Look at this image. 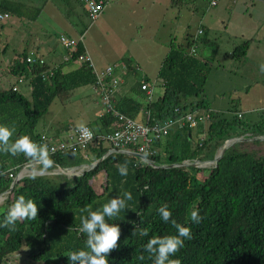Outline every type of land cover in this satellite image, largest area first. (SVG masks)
Wrapping results in <instances>:
<instances>
[{
  "label": "trees",
  "instance_id": "1",
  "mask_svg": "<svg viewBox=\"0 0 264 264\" xmlns=\"http://www.w3.org/2000/svg\"><path fill=\"white\" fill-rule=\"evenodd\" d=\"M16 6V0H0V13L19 16ZM2 27L0 23V30ZM194 45H197L194 38H187L185 46L172 43L156 77L153 80L142 77L131 94L122 95L115 102L118 112L134 120L141 112L143 119L137 121L149 126L163 127L166 121H178L187 114L203 117L195 127L171 125L165 133L151 136L143 155L158 167L118 151L100 160L110 149L101 137L117 126L110 113L97 119L92 128L94 138L86 147L51 154L55 163L43 175L31 174L42 166L23 154L14 157L0 153V195H6L0 204V221L19 195L33 199L38 207L37 219L18 222L17 231L0 228V264H69L67 252L86 247V236L77 230L81 225L80 209L89 205L93 210L100 209L111 198L122 197L125 191L131 192L132 200L127 201V210L109 221L119 226L120 237L118 247L107 256L108 264H152L143 246L153 235L176 234L171 223L163 222L157 212L162 204L169 206L172 219L190 227L193 234L171 258L180 259L182 264H264V147H260L264 141L237 143L216 164L203 168L163 167L211 160L230 138L264 135L263 113L247 120L236 111L227 117L213 108L205 92L212 60L200 58ZM248 45L249 41H245L235 47L233 55L244 56ZM193 47L195 53L190 52ZM83 54L79 42L68 62L77 61ZM27 56L23 50L14 57L10 72L16 80L8 89L0 88V124L16 128L13 139L28 135L38 143L43 133L58 139L62 137L60 129L35 130L39 119L56 98L64 99L80 87L93 86L95 77L86 62L64 72L61 66L52 68L46 60L43 65L38 64V59L35 64L28 63ZM125 64L127 71H132L127 61ZM20 80L28 88L29 98L21 89H12ZM143 83L161 90L151 102L141 90ZM75 129L74 123L67 125L64 133H74ZM127 150L138 152L135 145ZM125 161L128 172L122 176L116 165ZM94 162L96 165L84 169L81 175L53 173ZM24 165H29L25 168L28 174L4 193ZM96 176L101 177L99 188L95 187ZM194 209L203 217L199 224L190 220ZM141 228H149V235L140 236ZM135 229L136 234L132 235ZM141 254L145 256L143 261L137 259Z\"/></svg>",
  "mask_w": 264,
  "mask_h": 264
},
{
  "label": "rangeland",
  "instance_id": "2",
  "mask_svg": "<svg viewBox=\"0 0 264 264\" xmlns=\"http://www.w3.org/2000/svg\"><path fill=\"white\" fill-rule=\"evenodd\" d=\"M113 1L109 5L116 6V16L101 22L99 19L91 22L83 7L71 24L73 29L62 17L68 31L72 29L69 32L71 38L81 39V44L86 47L97 66L113 64V60H116L114 64H120L121 59L129 60L132 56L133 60H138L141 69L150 65V70L157 73L160 60L165 54L163 47L166 38L169 36L174 39L175 45L185 46L188 35L197 40V45L194 46L198 56L212 60L205 85V92L212 106L227 117L232 116L235 111L244 114L247 120H254L261 113L264 114V72L260 71V65L264 64V0H235L234 3L232 0H216L215 6L210 4L213 0ZM45 15L48 21L49 15ZM28 19L27 16H10L0 30L1 89H8L16 80L10 72V64L17 53L24 49L30 51L39 44L44 50L41 52H47L48 38L42 35L40 29L35 34L33 21ZM56 24L57 31L51 37L53 41L62 32H68L63 31L61 25L58 26L60 22L57 21ZM202 24L205 32L199 35L198 30ZM33 33L36 38H33ZM245 41H249L246 54L235 57L234 48ZM58 50L61 48L58 47ZM156 73L149 75V78H154ZM19 87L29 98V90L23 80ZM85 87L82 90L84 95L87 92L93 94L92 86ZM160 93L159 88L155 89L154 96ZM80 98V90L73 91L64 99L56 98L39 119L35 130L45 132L59 128L64 132L67 125L74 123L77 127L78 122L85 125L89 118H96L95 110H102L99 99L100 105L93 100L80 102ZM62 137L64 142L68 141L67 136ZM254 146H251L253 150ZM261 146L264 147V144L260 143ZM87 168L90 167L84 164L71 172L79 175ZM37 174L45 173L38 171ZM100 179L99 176L94 179L96 188L100 187ZM5 196L0 195V204Z\"/></svg>",
  "mask_w": 264,
  "mask_h": 264
},
{
  "label": "clouds",
  "instance_id": "3",
  "mask_svg": "<svg viewBox=\"0 0 264 264\" xmlns=\"http://www.w3.org/2000/svg\"><path fill=\"white\" fill-rule=\"evenodd\" d=\"M29 55L30 53H28ZM33 55L37 54L33 53ZM260 71L264 72V64L260 65ZM18 82L19 84L16 87L19 90L22 80ZM85 126L87 125L78 122L77 129L82 133L84 138L90 140L94 131L92 133ZM15 132L16 128L14 126L9 127L0 124V153L14 157L23 154L26 158L41 165V172L53 166L55 162L51 159V153L47 144L37 143L28 135H20L13 139ZM116 167L120 175H127V161L117 164ZM23 171L26 170L21 171L22 176L26 175L22 174ZM37 172L31 171V174H37ZM130 200H132L131 192L125 191L122 197L116 196L115 198H111L100 209L93 210L90 205L80 209L82 213L80 217L81 225L77 230L86 236V247L85 249L67 252L66 257L69 264H108L107 256L118 247L120 237L119 226L111 224L109 221L114 220L122 210H127V201ZM157 212L163 222L171 223L176 229V234L165 236L153 235L143 246V251L149 254L148 258L152 260V264H182L180 259H173L171 257H174L184 247L185 240L193 238L192 230L190 227L182 226L172 219V212L169 210L167 204H162L157 209ZM83 213H86V215H83ZM137 215L139 214L137 213ZM37 216L38 207L36 202L31 198L26 199L24 195H19L7 208L2 221H0V228H7L9 231L14 232L17 231L18 222L25 220L33 221L37 219ZM190 220L194 224H199L203 220V217L199 214L198 210L194 209L190 213ZM136 231L135 229L132 235L136 234ZM138 231L140 236L149 235V228H141ZM137 259L143 261L145 256L141 254Z\"/></svg>",
  "mask_w": 264,
  "mask_h": 264
},
{
  "label": "built area",
  "instance_id": "4",
  "mask_svg": "<svg viewBox=\"0 0 264 264\" xmlns=\"http://www.w3.org/2000/svg\"><path fill=\"white\" fill-rule=\"evenodd\" d=\"M81 7H83L87 18L94 22L96 21L103 11L106 9L111 0H76ZM212 6L216 5V0L211 1ZM9 18L7 13H0V23H3L6 19ZM202 30L199 29L198 34L200 35ZM81 43L80 40H76L65 35H62L58 38L59 45L66 49L68 56L70 57L77 51L78 43ZM191 53H195L194 47L190 50ZM38 59V64L43 65L44 59L40 56L30 55L26 58V61L31 64H35ZM77 60L80 62H86L91 69L92 74L95 77V82L93 87L99 93V101L102 106L103 113H110L114 116L117 121V126L114 130L109 133L102 135V140L106 141L110 145V149L120 152H130L127 150V147L130 145H135L138 152L136 154L143 155L146 152L148 143L151 141V136H159L160 132L165 133L166 128L171 125H177L178 127H183L188 125L189 127H195L198 123L202 122L203 117L197 115V113L187 114L183 119L178 121H166L163 124V127H160L157 124L149 126L143 122L134 120L124 114L118 112L115 109L116 95L119 90V86L122 82V75L125 74L126 66L121 64H111L103 69H98L95 64L92 62V59L87 53H84ZM14 91H17V87L12 88ZM141 90L145 93L146 99L148 102L154 100V87L148 83H143L141 85ZM149 112H146V117H149ZM241 114H239V117ZM87 129L92 131L88 126H85ZM93 133V131H92ZM68 137V136H67ZM93 136L90 140L83 137L82 133L75 129L74 135L68 137V141L64 142L62 140H56L54 137L48 134H42L38 143L47 144L50 150V153L53 154L58 151H63L66 148H84L87 144L92 141ZM29 167V165H28Z\"/></svg>",
  "mask_w": 264,
  "mask_h": 264
},
{
  "label": "crops",
  "instance_id": "5",
  "mask_svg": "<svg viewBox=\"0 0 264 264\" xmlns=\"http://www.w3.org/2000/svg\"><path fill=\"white\" fill-rule=\"evenodd\" d=\"M234 1L235 0H232L233 3H234ZM112 2H114V1L111 0L110 3H112ZM16 4H17V6H16L17 7V12L19 14V16H17V18H23V17L25 18L26 16L29 17L28 20L33 21L32 27H33V30L35 31V34H36V31L38 29H40L42 31V35L47 37L48 38V42H49L47 44L48 49H47L46 53H42L41 52V50H43V49L40 48L41 46L39 44V46L37 48H35V46H34L30 51L24 49V50L27 51V54L33 52V53H35L37 55H40L46 60L48 65H50L52 68H55L57 66H61L64 72H69L71 70H74V69L78 68L80 66L81 62L79 60L68 62V59H69L68 52H67L66 49L62 48L59 45L58 37H60L62 35H65V36L70 37V38L72 37V36L69 35V32L73 29L71 24L73 23L74 20H76L78 14H79V11L83 10V9H81V5L76 0H16ZM109 4L106 7V9L104 10V12L98 18L100 20V22L103 19H107L109 17L116 16V6L115 7H110L111 4L110 5ZM84 13H85V11H84ZM45 14L49 15V20L48 21L46 20V15ZM62 17L65 18L63 20H67L68 23L70 24V26L72 27V29H70L69 31H68L69 28L67 29L66 25H64ZM57 21L61 23L58 26L61 25V29L63 31H68V32H62L64 34H62V33L59 34V36H57V38L53 41V39H51V37L57 31V29H56L57 28V24H56ZM200 30L205 32V27H204L203 24L200 26ZM35 34L33 33V35H35ZM33 38H36V35ZM170 38L171 37L168 36L166 38V40H165L166 44H164V47H163V52L165 54L161 58V60H160L161 62H162L163 58L165 57L167 51L169 50L170 45L172 43H174L173 42L174 39L173 38L170 39ZM187 38H189L188 35H187ZM189 39H191V38H189ZM37 41H38L37 43L40 42V40L38 38H37ZM186 44H187V42H186ZM82 46H83V49H84V53H87L90 56V58L92 59L91 55L86 50V47L84 45H82ZM58 47H60L61 50H58ZM5 48L6 47H4V49ZM16 55L14 57H16ZM14 57H13V59H14ZM132 58L133 57L131 56V58H128L129 60H124L125 59L124 58V59H121V61H120V64L121 65H125L126 69H127V65L125 64L126 61L128 62V65H130V67L133 68V69H132V71H127L126 70L125 74L122 75V77H121L122 78V82H121V84L119 86V90L117 92L116 99L118 97L122 96V95L131 94L133 86L138 81H140V79L142 77L149 78L150 77L149 75H153V73H156V72H153V71L150 70V65L143 66V68L141 69L139 64L137 63L138 60L135 61ZM147 58L150 61V58L149 57H147ZM64 61H65V63H63ZM92 61H93V59H92ZM113 61L116 62V60H113ZM94 64H95V62H94ZM108 65H111V64H108ZM108 65H106V66H108ZM95 66L98 69H103L104 67H106V66H97L96 64H95ZM141 72H142V74H140ZM155 77H156V75H155ZM154 78H152V80ZM83 89H84V87H80V88L76 89V90H80V92H81V98H80L81 100H80V102L83 101V100H93V102L95 104L100 105L98 103L99 93H98V91L96 90L95 87L92 86L93 94H91L90 92H87L84 95L82 93ZM156 97L154 96V98H156ZM214 109L218 110L216 108H214ZM95 112H96V115H97V116L95 115L96 118H94V117H93L94 119L93 118L92 119L89 118L88 121H86L85 125H87L88 127H91V128L95 127L94 125L97 122V119L102 115L103 111L100 109V110H97V111L95 110ZM141 119H143V115L141 114V112H139V114L137 115V119L136 120H141ZM76 129H77V127H76ZM55 130H59V128L50 129V131H53V132ZM63 133L64 132H62V134H61L62 136H68V137L70 136L69 133H67V134L64 133V135H63ZM62 139H63V137H59L58 138V140H62Z\"/></svg>",
  "mask_w": 264,
  "mask_h": 264
},
{
  "label": "water",
  "instance_id": "6",
  "mask_svg": "<svg viewBox=\"0 0 264 264\" xmlns=\"http://www.w3.org/2000/svg\"><path fill=\"white\" fill-rule=\"evenodd\" d=\"M264 141V135L262 136H254V137H249V138H244L243 136H237V137H233L230 138L228 140H226L220 150V152L211 160H207V161H195V162H183L180 164H171V165H164L163 167H196V168H203L207 165L210 164H216L218 162V160H220V158L225 154L226 150H228L231 146L240 143V142H263ZM112 152H116L113 149H109L102 157L100 160H102L107 154L112 153ZM120 152V151H119ZM121 153H127L128 155H132V156H137L139 157L144 163H146L147 165L151 166V167H158L157 165L154 164L153 161H151L150 159H148L145 155H139L133 152H121ZM96 165V162L91 163V164H86V166L90 167L87 168L86 170L92 169L94 166ZM28 165H24L22 166V168L19 170V172L17 173V175L14 177L12 184L10 186V188L8 189V191L4 192V193H8L14 186L15 184L21 180L23 178V176L21 175V171L24 170L25 168H27ZM71 171H73V169L70 168H65V169H61L59 170V172L57 173H62L65 175H74ZM82 173H80L79 175H81ZM32 175H37V174H32Z\"/></svg>",
  "mask_w": 264,
  "mask_h": 264
},
{
  "label": "bare ground",
  "instance_id": "7",
  "mask_svg": "<svg viewBox=\"0 0 264 264\" xmlns=\"http://www.w3.org/2000/svg\"><path fill=\"white\" fill-rule=\"evenodd\" d=\"M22 174H28V172L27 171H23Z\"/></svg>",
  "mask_w": 264,
  "mask_h": 264
}]
</instances>
